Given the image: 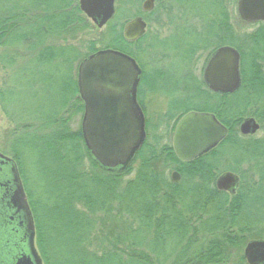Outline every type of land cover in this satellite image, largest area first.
<instances>
[{
  "label": "trees",
  "instance_id": "obj_1",
  "mask_svg": "<svg viewBox=\"0 0 264 264\" xmlns=\"http://www.w3.org/2000/svg\"><path fill=\"white\" fill-rule=\"evenodd\" d=\"M140 1L115 0V15L99 40L83 41L76 33L90 24L77 0H0V68L17 67L0 89V109L21 130L6 148L27 197L36 250L43 264H246L245 244L264 240V137H243L238 125L250 115L264 121V24L240 31L237 0H167L196 26L178 24L174 35L157 42L160 52L174 54L172 62L143 75L137 55L154 42H146V33L126 43L122 28L130 19L119 23L124 5L135 6L137 16L159 8L143 14ZM222 46L240 54L241 86L231 95L210 92L194 76L201 55L206 62ZM108 49L139 66L145 84L141 77L138 99L143 85L167 98L154 132L115 169L91 157L80 126L74 127L83 113L78 65ZM191 111L213 114L228 134L186 163L174 155L170 136ZM160 128L164 133L156 132ZM165 162L177 165L178 183L166 175ZM224 172L251 176L241 175L231 196L215 187ZM230 251L236 260L227 261Z\"/></svg>",
  "mask_w": 264,
  "mask_h": 264
},
{
  "label": "water",
  "instance_id": "obj_2",
  "mask_svg": "<svg viewBox=\"0 0 264 264\" xmlns=\"http://www.w3.org/2000/svg\"><path fill=\"white\" fill-rule=\"evenodd\" d=\"M115 0H78L80 12L98 30L114 16ZM154 0H145L143 13H150ZM237 14L245 23H264V0H238ZM146 23L136 17L124 24L126 43L142 38ZM240 55L232 47L218 48L203 70V81L217 94L229 95L241 84ZM140 70L128 55L102 50L86 58L77 70V86L83 102L81 134L92 158L105 169L124 167L145 139L144 118L136 103ZM259 130L254 119L239 126L242 136ZM227 129L210 113L189 112L176 124L171 145L180 162H192L216 148ZM173 171L171 183L179 181ZM239 179L225 172L215 180L218 191L234 195ZM34 223L14 162L0 154V264H42L33 247ZM246 264H264V240L250 241L243 249Z\"/></svg>",
  "mask_w": 264,
  "mask_h": 264
},
{
  "label": "rangeland",
  "instance_id": "obj_3",
  "mask_svg": "<svg viewBox=\"0 0 264 264\" xmlns=\"http://www.w3.org/2000/svg\"><path fill=\"white\" fill-rule=\"evenodd\" d=\"M143 1H145V0L140 1V5ZM154 4H155V6L158 5L159 8L152 15L142 16L144 18V20L147 22L146 33L148 34V38H147L146 42H150L151 40H153V42H154V45L150 47V50L148 49V50L144 51V53H139L137 55V60L140 62V65L145 68V70H143L144 72H142L143 75L150 72L151 67H155V66L164 67L168 63L172 62V58H173L174 54L160 52V50H158V48H156L157 42L171 36L172 34L174 35V33L176 31V27L178 26V24L179 25H186L185 27H187V28H189V27L192 28V27L196 26L194 24V22L192 20H190L191 18H180V14L178 13L177 8L172 6L169 2L167 3V0H156V1L154 0ZM140 5H139V9H140ZM169 8H170V11H169ZM135 9H136L135 6H132L129 4L124 5L122 7V10H123L122 16L123 17L119 21V23H121V22L124 23V18L132 19V18L136 17L137 13H136ZM233 14H234L235 19L239 20L236 7L233 11ZM240 22L244 24V25H242L241 23H239L238 29H240V31L250 32L254 29V27L247 26V23H244L242 21H240ZM87 23L90 24V28H88L87 30L85 29L79 33L74 32V34L76 33V40H78L80 38L83 41L99 40L100 32L103 31V29L97 30L88 20H87ZM71 42L72 41H70V43ZM204 60H205V56L201 55V58L198 61H196L197 70H196L194 76L199 78V79H202V71H203V67L205 65ZM15 69H17V67H15L12 70H2L0 68V89L4 87V84L6 82H8V78L10 77V75L14 71H16ZM153 74L155 75V72ZM153 74H152V78L154 76ZM141 82L144 83L143 77H142ZM141 93H142V95L140 96V98L138 100H139L140 105L143 106L144 117H145V131H146V135L148 136L149 134H152L154 132V126L157 122V118L160 115L164 114V112L166 111V109H167L166 108L167 107V98L164 97L163 95L159 94V93H149L147 91V88L144 85L142 86ZM38 99L41 102V97H38ZM81 117H82V115H80V116L77 115V117L75 118V126L74 127L80 126ZM252 117L254 118L253 115L245 116L240 121V124L244 121V119L252 118ZM257 122L259 123L260 130L256 133V135H254V138L264 137V121L259 122L257 120ZM239 125H238V128H239ZM164 131H165L164 129L160 128L156 132L164 133ZM20 132H21V130L19 129V127H16L14 124L10 123V121L7 119V117L2 113V111L0 109V154L1 155H4V156L11 158L13 160L9 150L6 148L7 147L6 145H8L10 143L13 136L19 134ZM167 133H169V129H167ZM170 143H171V136H170ZM165 160L169 161L167 158H165ZM165 165L168 166L169 170L172 169V171H174L173 170L174 167L177 166L175 164H170L167 162H165ZM169 170L166 172V175L168 177H170V172H172ZM243 170L245 171L246 168L243 167ZM236 175L238 176L239 179H240L241 175L243 177H246V179H248L251 176V173L250 172H245V173L240 172V173H237ZM240 183H241V180H240ZM114 217H116V216H114ZM122 220L125 221L126 218L122 217ZM107 225H108V223H107ZM112 228H114V224H113ZM33 245L36 249L35 241H33ZM241 254L243 255V251ZM38 255H39V253H38ZM238 256L239 255L236 254V252L233 253V251H230V253L228 255H226L225 258H227V261L228 260L234 261L238 258ZM42 264H43V262H42ZM227 264H228V262H227Z\"/></svg>",
  "mask_w": 264,
  "mask_h": 264
},
{
  "label": "flooded vegetation",
  "instance_id": "obj_4",
  "mask_svg": "<svg viewBox=\"0 0 264 264\" xmlns=\"http://www.w3.org/2000/svg\"><path fill=\"white\" fill-rule=\"evenodd\" d=\"M255 24H259L258 22L257 23H255ZM261 24H264V23H261ZM254 30V29H253ZM241 70V69H240ZM260 70H264V67H262V68H260ZM240 76H241V72H240ZM138 92V91H137ZM137 98V102H138V97H136ZM138 107H139V109L141 110V112H142V114H144V111H143V106H141L140 105V103L138 102ZM253 118V117H252ZM254 120H255V122L259 125V123L257 122V120L255 119V118H253ZM259 130H260V126H259ZM258 130V131H259ZM257 131V132H258ZM256 132V133H257ZM256 133L254 134V135H256ZM254 135H252V136H247V137H254Z\"/></svg>",
  "mask_w": 264,
  "mask_h": 264
}]
</instances>
